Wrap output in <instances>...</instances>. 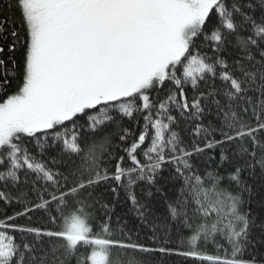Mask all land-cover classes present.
I'll return each mask as SVG.
<instances>
[{
    "label": "snow or ice",
    "instance_id": "snow-or-ice-1",
    "mask_svg": "<svg viewBox=\"0 0 264 264\" xmlns=\"http://www.w3.org/2000/svg\"><path fill=\"white\" fill-rule=\"evenodd\" d=\"M0 264H264V0H0Z\"/></svg>",
    "mask_w": 264,
    "mask_h": 264
}]
</instances>
